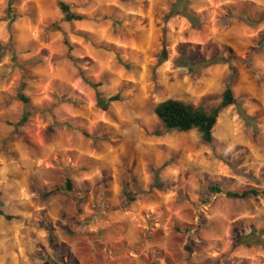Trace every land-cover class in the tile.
I'll use <instances>...</instances> for the list:
<instances>
[{"label": "rangeland", "instance_id": "1", "mask_svg": "<svg viewBox=\"0 0 264 264\" xmlns=\"http://www.w3.org/2000/svg\"><path fill=\"white\" fill-rule=\"evenodd\" d=\"M176 1L13 0L9 29L0 0V264H264V196L225 195L264 189V0H185L198 27L166 18ZM229 64L242 114L224 109L212 144L166 131L155 105L215 106Z\"/></svg>", "mask_w": 264, "mask_h": 264}, {"label": "trees", "instance_id": "2", "mask_svg": "<svg viewBox=\"0 0 264 264\" xmlns=\"http://www.w3.org/2000/svg\"><path fill=\"white\" fill-rule=\"evenodd\" d=\"M185 5H186L185 0H177L171 6L166 18H170L176 15L177 13L178 14L180 13L183 16H185L193 26L198 27L197 17L189 10L185 9V7L184 8L180 7ZM58 6L64 16L65 21L67 22L81 21L84 19L83 16L75 13L72 10L71 6L66 2L59 1ZM5 14H6L5 18L9 20L8 28L10 29L12 27L13 22L18 18V14L14 11L13 8V0H8L7 7L5 9ZM10 42H11V38H10ZM10 42L9 45H12V43ZM13 60H15L14 56H13ZM164 60H165V56L162 55L159 56L157 64H161ZM228 60L229 61L220 58H210L207 60H203L201 64L204 67H208L210 65L217 63H222V62L228 63L230 62V58H228ZM179 61H183V59H179ZM229 69L231 72L229 81L227 82L221 94L219 103L216 104L215 106L205 107L203 105H195L174 98H168L157 103L154 107V113L158 118V120L162 123L164 129L166 131H177V132H189L192 130H196L200 134L201 139L206 144H212L213 130L217 123L220 113L227 107L233 105L236 106L237 110H239L240 113L242 111L240 105L235 100L234 92L232 89V82L236 74V69L232 64H229ZM25 86L26 83L24 81L21 82L19 90L16 94V99L26 105L29 102V98L24 94ZM98 86H99L98 84H92V87H94L95 89H97ZM118 100H119L118 95H113L108 98H105L98 91L96 93L97 105L103 110H107L111 103ZM31 114H32L31 112L24 109L21 118L16 123V126L25 125L29 120V118L31 117ZM85 135L87 134L85 133ZM154 180L155 182L153 186L155 187L157 186L159 188L163 186L162 183L159 182L157 174H154ZM60 191L72 192L73 191L72 181L68 179L66 180L63 186L56 187L55 189H52L46 194L51 195ZM210 191L212 193L218 194L222 192V189L218 185H212L210 187ZM121 193L124 197L125 206H129L136 200V196L141 192H137V191L132 192L127 187V185H123L121 189ZM225 195L230 199H246L250 196H259V195L264 196V189L251 187V188L243 189L241 191H226ZM0 214L2 215L3 213L0 211ZM6 217L8 218V216Z\"/></svg>", "mask_w": 264, "mask_h": 264}]
</instances>
